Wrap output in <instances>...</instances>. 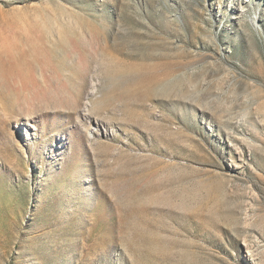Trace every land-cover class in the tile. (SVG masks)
<instances>
[{"label": "rangeland", "instance_id": "rangeland-1", "mask_svg": "<svg viewBox=\"0 0 264 264\" xmlns=\"http://www.w3.org/2000/svg\"><path fill=\"white\" fill-rule=\"evenodd\" d=\"M0 264H264V0H0Z\"/></svg>", "mask_w": 264, "mask_h": 264}, {"label": "bare ground", "instance_id": "bare-ground-1", "mask_svg": "<svg viewBox=\"0 0 264 264\" xmlns=\"http://www.w3.org/2000/svg\"><path fill=\"white\" fill-rule=\"evenodd\" d=\"M93 85H95V87H96V84H93ZM93 87V86H92ZM94 88V87H93ZM94 89H92V90H90V92H93V94L90 96L91 98H93V97H95V93H94ZM86 105V104H85ZM84 110V109H83ZM83 114V116L86 118V119H88L89 120V122H90V124H92L94 127H96L98 124H99V119L98 118H95V117H93V116H91V115H89V113L88 114H86V113H82ZM89 124V123H88Z\"/></svg>", "mask_w": 264, "mask_h": 264}]
</instances>
